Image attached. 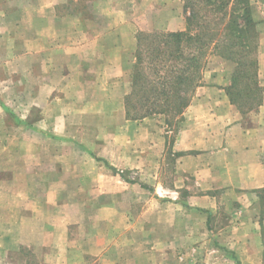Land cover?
Listing matches in <instances>:
<instances>
[{
    "label": "crops",
    "instance_id": "crops-1",
    "mask_svg": "<svg viewBox=\"0 0 264 264\" xmlns=\"http://www.w3.org/2000/svg\"><path fill=\"white\" fill-rule=\"evenodd\" d=\"M0 1L12 28L0 61L15 65L0 71V264L19 251L38 264H264V94L247 113L231 102L236 63L209 56L176 130L127 116L137 35L184 30L183 0ZM249 2L264 87V0Z\"/></svg>",
    "mask_w": 264,
    "mask_h": 264
},
{
    "label": "trees",
    "instance_id": "trees-1",
    "mask_svg": "<svg viewBox=\"0 0 264 264\" xmlns=\"http://www.w3.org/2000/svg\"><path fill=\"white\" fill-rule=\"evenodd\" d=\"M187 26L177 31L137 35L127 116L164 115L178 122L189 106L212 54L236 63L227 93L242 113L258 108L264 87L259 81V31L249 0H183ZM264 192V189H262Z\"/></svg>",
    "mask_w": 264,
    "mask_h": 264
},
{
    "label": "rangeland",
    "instance_id": "rangeland-1",
    "mask_svg": "<svg viewBox=\"0 0 264 264\" xmlns=\"http://www.w3.org/2000/svg\"><path fill=\"white\" fill-rule=\"evenodd\" d=\"M84 1L83 0H79L78 5L84 4L83 3ZM127 1H128V3L129 2L130 3L133 2V3H136V4L140 5V6H142V9H147V7H150L151 3H153V6H154L156 0H127ZM3 2H6V1H3ZM3 2L0 1V5L3 4ZM157 3H160V0H157ZM139 14L140 13L138 11V15ZM129 16L132 18L133 16H136V14L129 13ZM95 19H97V18L95 17ZM10 29H12V28L11 27H6V26H0V37L6 36L9 33L8 31ZM0 47H3L6 50V42H0ZM8 65H11L12 67L15 66L14 62L11 63L10 61H0V71H4V75H1V76L7 77V74L9 73ZM10 71H11V69H10ZM19 79H21V78L19 76H17V72H16L15 77H12L11 81L14 82V81L19 80ZM13 82H11V83H13ZM0 87H2L1 84H0ZM10 93H11V95L14 94L13 96H15V100H14L15 105L16 104L19 105V106H15L14 108L11 109V111L14 113L13 116H12V119H14V120H12V119L11 120L14 123L15 119L17 117H20L23 114V112H24V109L21 106V102L17 103V101H18L17 99H20V100L22 99L21 98L22 84L20 83L18 86L14 85L12 90H10ZM2 94L3 93L1 92V95ZM67 110H69V109H67ZM92 110L96 111L97 109H92ZM33 115H34V113H32V116ZM92 115H95V114H92ZM180 121H181V119L179 118L178 122L171 123L170 128H172V130H176L178 128V125L180 124ZM14 125L18 127L17 123H14ZM16 131H18V128H16ZM92 131H94V130H92ZM16 136H18L17 132H16ZM173 136H174V134H173ZM63 143H64L63 140H57L56 141L55 139H52L51 144L49 143V144H47V146L48 147L50 146V147L54 148L56 145H58L59 149L62 150V148L68 149L72 145L71 141H69V140H65V144H63ZM21 147H22V140L16 137V139H14V148L18 149V148H21ZM174 159H175V156L173 155V152H171L169 150V153H166V155L164 156V159L162 160V168L164 170L162 178L166 182V184H171V181L175 177L174 170H173ZM128 175L129 176H133L134 174L129 173ZM128 192H129V190H128ZM146 195H150V193L149 192H144L143 197L145 198ZM165 198L168 199L167 196H165ZM217 223H218V221H217ZM216 244H217L216 246H218V243H216ZM207 254H208V256H207L208 260H214L215 259V260L218 261V251L207 253ZM25 261H27L28 264H38L37 258H34L32 255H30L26 251H19V253L17 255H14L13 260L11 261L10 264H25Z\"/></svg>",
    "mask_w": 264,
    "mask_h": 264
}]
</instances>
